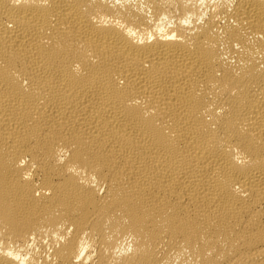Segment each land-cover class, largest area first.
Returning <instances> with one entry per match:
<instances>
[{"label": "bare ground", "instance_id": "bare-ground-1", "mask_svg": "<svg viewBox=\"0 0 264 264\" xmlns=\"http://www.w3.org/2000/svg\"><path fill=\"white\" fill-rule=\"evenodd\" d=\"M0 264H264V0H0Z\"/></svg>", "mask_w": 264, "mask_h": 264}]
</instances>
